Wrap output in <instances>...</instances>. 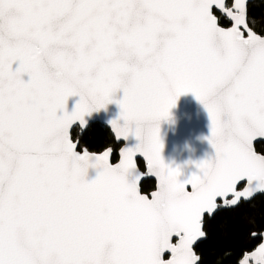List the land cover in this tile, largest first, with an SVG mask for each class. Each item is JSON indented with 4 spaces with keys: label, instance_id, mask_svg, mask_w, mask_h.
<instances>
[{
    "label": "snow or ice",
    "instance_id": "snow-or-ice-1",
    "mask_svg": "<svg viewBox=\"0 0 264 264\" xmlns=\"http://www.w3.org/2000/svg\"><path fill=\"white\" fill-rule=\"evenodd\" d=\"M247 4L0 0V264H199L206 214L264 194L252 146L264 137V36ZM189 92L210 115L216 156L181 182L162 158L160 122ZM113 102L117 139L139 141L119 163L70 135ZM138 154L159 180L151 199ZM250 262L264 264V242L239 264Z\"/></svg>",
    "mask_w": 264,
    "mask_h": 264
},
{
    "label": "water",
    "instance_id": "water-1",
    "mask_svg": "<svg viewBox=\"0 0 264 264\" xmlns=\"http://www.w3.org/2000/svg\"><path fill=\"white\" fill-rule=\"evenodd\" d=\"M254 2L255 0H248V4H247L248 12H249V5ZM225 19L227 20V18ZM122 96H123L122 91L118 92L115 94V99L116 100L122 99ZM79 99L80 98L78 96H73L69 98L67 103V110L69 112L74 110L75 105L79 101ZM170 112H171L170 117L160 122V137L163 143V150L161 155L166 165L170 166L173 169H179L181 174L178 177V179L181 182H183L185 180L190 179L194 174L195 175L200 174V169L197 167L198 163L204 160L215 159L216 152L214 147L210 143V139H209L211 136V119L204 104L197 99L194 93H190V92L181 95L178 98L176 105L170 110ZM120 114H121L120 105L115 102L110 103L105 108H102L99 111H95L85 117V120L87 121V128L84 129L82 132L80 130V123L77 121L73 125L72 129H70V135L72 136V133L75 129H79L80 136H83L84 133L92 124H101L105 126L113 135L116 143L122 145L121 148L118 150L117 153L118 161L116 162H113L114 151L112 148H109L112 150V154L109 158L110 162L119 163L122 149L125 148L127 144L130 146H135L137 143H139V141L135 138L134 135L130 136L127 141L122 138L117 139L116 133L113 130L111 122L114 120H120L122 123L123 121L121 120ZM261 143H264V137L258 136L252 141L253 149L257 151L256 146ZM79 146H80V142L77 145V150L83 151L84 149L79 150ZM103 152L93 153V154H102ZM257 153L263 155L258 151ZM137 160H138L137 167L141 172V178L139 181L140 192L142 195H147L149 199H151L152 193L158 190V184H159L158 177L152 174L150 168L148 167L146 158H144L143 156H139L138 154ZM139 162L143 163L144 170L140 169ZM97 175H98V170L95 168H90L87 178L89 180H92L95 179ZM148 181L155 183V189L149 194H145L142 192V185ZM187 187L188 190L191 191V185H188ZM262 195L264 194H257L251 200L241 201V203L236 207H232L229 209H220L216 213H214L211 218H209L206 214L205 221L206 219H210V220L213 219V217L221 210L236 209L242 203L248 204L253 200H255L257 197ZM203 230L205 231V224ZM261 234H264V232ZM261 234L254 238H260ZM175 239L176 238L174 237L173 238L174 242ZM206 239L207 238H202L193 245V249L195 252H196V248L201 243L206 241ZM261 242L264 241L261 240ZM200 263H201V259L199 261V264ZM250 264H254V262H250Z\"/></svg>",
    "mask_w": 264,
    "mask_h": 264
},
{
    "label": "trees",
    "instance_id": "trees-1",
    "mask_svg": "<svg viewBox=\"0 0 264 264\" xmlns=\"http://www.w3.org/2000/svg\"><path fill=\"white\" fill-rule=\"evenodd\" d=\"M249 26L257 34L264 36V0H255L249 5ZM254 22V23H252ZM222 26H230L223 18ZM80 130L75 129L73 139L80 142L79 150L87 149L91 153H101L109 148L114 151L113 162L118 161V150L122 145L116 143L111 132L101 124H92L83 136ZM256 149L264 155V143L258 144ZM139 167L144 170L143 163ZM155 189V183L148 181L142 185V192L149 194ZM205 232L207 239L197 248V255L201 258L200 264H239L243 254L253 251L261 243L257 236L264 232V196H259L252 202L242 203L232 210H221L213 219H206Z\"/></svg>",
    "mask_w": 264,
    "mask_h": 264
},
{
    "label": "flooded vegetation",
    "instance_id": "flooded-vegetation-1",
    "mask_svg": "<svg viewBox=\"0 0 264 264\" xmlns=\"http://www.w3.org/2000/svg\"><path fill=\"white\" fill-rule=\"evenodd\" d=\"M264 196V195H263ZM261 240V239H260Z\"/></svg>",
    "mask_w": 264,
    "mask_h": 264
}]
</instances>
